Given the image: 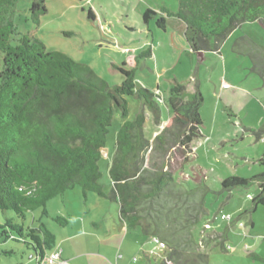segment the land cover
Listing matches in <instances>:
<instances>
[{"label": "trees", "instance_id": "16d2710c", "mask_svg": "<svg viewBox=\"0 0 264 264\" xmlns=\"http://www.w3.org/2000/svg\"><path fill=\"white\" fill-rule=\"evenodd\" d=\"M16 2L0 0V210H12L23 219L26 212L41 209V219L49 216V200L79 187L83 195L92 192L116 203L118 219L128 229L160 241L163 247L154 243L163 250L158 264H209L203 249L224 250L227 236L205 223L199 239L193 237L195 224L206 214L209 189L205 177L197 168L191 176L195 185L186 189L175 180L176 175L189 178L183 173L184 166L190 161L193 143L202 137L199 108L203 97L197 78H193L188 97L185 85L173 83L166 103L170 120L148 138L147 113L155 126L162 122L156 101L159 96L136 88L134 71L142 59L151 56V49L124 58L116 67L121 83L109 86L86 64L62 52L45 51L37 38L22 35L13 21ZM159 12L183 23L192 53L220 54L225 39L243 23H257L264 30V0H180L175 11L162 6ZM46 13L45 0H31L28 19L34 25ZM155 14L147 7L142 21L147 23ZM95 18L87 9V19L93 22ZM164 21L161 15L156 25L164 29ZM232 52L248 56L252 73L264 76V52L251 38L235 39ZM127 97L139 103L132 119L128 118ZM114 112L122 123L108 168L110 188L105 190L99 182L98 161ZM247 130L259 138L264 126ZM220 185L218 192L257 187L251 205L237 219L257 205L264 212V171L250 178L230 175ZM40 219L37 229L29 227L25 234L21 225L6 219L0 224V239L23 241L41 263L57 249L52 232ZM51 220L68 225L65 216H52Z\"/></svg>", "mask_w": 264, "mask_h": 264}, {"label": "rangeland", "instance_id": "374dc122", "mask_svg": "<svg viewBox=\"0 0 264 264\" xmlns=\"http://www.w3.org/2000/svg\"><path fill=\"white\" fill-rule=\"evenodd\" d=\"M179 1L64 0L60 3L61 0H46L47 13L39 17V25H34L28 19L31 0H17L13 21L22 35L41 41L45 51L62 52L75 62L86 64L109 86L121 83L122 76L116 67L121 65L124 58L150 48L151 56L139 62L134 71V81L136 88H144L159 96L156 101L165 123L171 116L166 104L169 88L174 82L183 84L188 97L193 78H197L203 97V104L199 108L203 120L200 126L202 137L192 145L190 161L184 166L183 173L189 178L184 177L183 180L180 177L178 179L177 175L175 177L183 189L193 187L195 180L191 176L200 168L209 189L204 203L206 214L195 224L193 237L199 239L205 223L209 224L208 228L211 230L228 233L225 243L231 246V250L203 249L207 252L209 264H264V246L261 248V260L254 259L250 255L252 252L247 249L238 250L243 243L250 245L253 240L250 237L253 235L264 236L262 206L257 205L253 211L237 219L243 209L251 205L250 197L257 187L218 192L220 181L227 176L250 178L264 171V164L259 162L260 158L264 160V142L256 140L254 134L247 130L264 126V76L252 73L248 56L247 59L240 58L232 52V43L242 35L251 38L264 52V30L257 23H243L222 44V55L216 52L192 53L176 19L159 12L162 6L175 11ZM147 7L156 14L150 15L151 18L144 23L142 13ZM89 8L97 17L93 22L87 19ZM161 15L166 19L164 29L156 25V20ZM1 58L0 53V66ZM223 84H227V87L224 88ZM127 101L128 118L132 119L138 112L139 103L133 97H127ZM121 123L120 115L114 112L105 138V147L98 161L101 174L99 182L105 190L111 184L108 168L114 151L115 135ZM165 123L155 128L147 113V137L155 136L153 131H159ZM180 170L177 172L180 173ZM67 192L72 201H75V192L81 194L82 190L74 187ZM63 195L54 200L65 209L61 203ZM55 210V206H49V216L41 219V209L26 212L23 219L17 218L12 210H0V224L6 219H12L14 223L21 225L22 233L25 234L29 227L37 229L38 219L45 225H55L51 220V216H56ZM222 214H230L236 227L239 228V223L243 224L240 229L251 233V236H241V233L237 236L233 232L235 230L227 228L228 222L222 219ZM249 221L253 223L252 229ZM232 222L229 224L234 225ZM13 234L16 238V233ZM262 241L264 244V240ZM161 252L162 249L154 253L160 257ZM31 255L32 248L23 241L14 238L3 241L0 239V264H37Z\"/></svg>", "mask_w": 264, "mask_h": 264}, {"label": "crops", "instance_id": "0c3cea01", "mask_svg": "<svg viewBox=\"0 0 264 264\" xmlns=\"http://www.w3.org/2000/svg\"><path fill=\"white\" fill-rule=\"evenodd\" d=\"M62 1L64 0H61L60 3ZM176 21L177 26L182 31V35H184L183 23L177 19ZM219 55H222L221 51ZM234 56L247 59L246 55L234 53ZM161 123H165V121ZM157 132L158 130L155 129L153 134L156 135ZM255 139L264 142V133ZM259 162L264 164L262 158L259 159ZM80 193L75 192V201H72L68 192L64 193L61 203L65 209H62L54 199L46 203L47 210L49 206H55L56 215L63 216L66 214L65 217L68 219L67 226H59L57 224L49 226L46 224L54 236L56 242L55 249H60L59 262L57 264H158L160 262L162 255L157 257L154 253L160 249L154 245L151 238L139 230L128 229L124 223L119 221L118 206H113L116 203L99 197L92 192H88L85 195H83V192ZM232 223L234 225L228 223L227 228L235 230L233 232L237 236L240 233L241 236H251V233L248 234L242 231L240 227L237 228L235 221ZM249 225L250 229H252L253 223L249 221ZM225 234L228 237V233L225 232ZM250 238L253 239L250 242L251 244L247 245V243H243L238 250L244 251L247 249V251L252 252L250 255L254 259H263L261 257V248L264 246L262 241L264 240V236L253 235ZM225 244L226 248L224 250L232 249L227 243Z\"/></svg>", "mask_w": 264, "mask_h": 264}, {"label": "built area", "instance_id": "2783aa9c", "mask_svg": "<svg viewBox=\"0 0 264 264\" xmlns=\"http://www.w3.org/2000/svg\"><path fill=\"white\" fill-rule=\"evenodd\" d=\"M223 87L224 88L227 87V84H223ZM222 219L226 220V222H229V221H232V216L230 214H222ZM238 226L242 227L243 224L239 223ZM152 242L158 245L159 247H163V244L157 239H153ZM59 252H60V249H57L54 252L50 253L41 261V263H38L36 259V263L37 264H57L59 262Z\"/></svg>", "mask_w": 264, "mask_h": 264}, {"label": "water", "instance_id": "95a60500", "mask_svg": "<svg viewBox=\"0 0 264 264\" xmlns=\"http://www.w3.org/2000/svg\"><path fill=\"white\" fill-rule=\"evenodd\" d=\"M199 53H202V51H200Z\"/></svg>", "mask_w": 264, "mask_h": 264}]
</instances>
